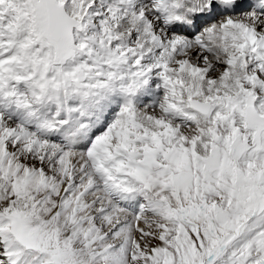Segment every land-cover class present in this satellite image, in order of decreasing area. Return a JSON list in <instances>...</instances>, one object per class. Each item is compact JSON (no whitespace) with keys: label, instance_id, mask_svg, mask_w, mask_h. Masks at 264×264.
Segmentation results:
<instances>
[{"label":"snow or ice","instance_id":"6c2138e0","mask_svg":"<svg viewBox=\"0 0 264 264\" xmlns=\"http://www.w3.org/2000/svg\"><path fill=\"white\" fill-rule=\"evenodd\" d=\"M0 264H264V0H0Z\"/></svg>","mask_w":264,"mask_h":264}]
</instances>
